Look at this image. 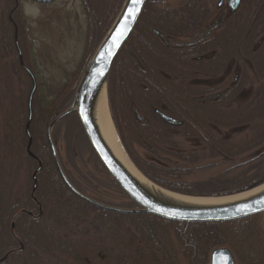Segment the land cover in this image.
<instances>
[{"label":"rangeland","instance_id":"374dc122","mask_svg":"<svg viewBox=\"0 0 264 264\" xmlns=\"http://www.w3.org/2000/svg\"><path fill=\"white\" fill-rule=\"evenodd\" d=\"M90 1L93 7L90 13L97 12L99 16L97 28L92 27L81 0H52L47 4L21 0L20 9L13 17L20 26L24 46L28 48L32 43L25 63L38 81L30 127L31 152L36 157L53 159L54 164L51 169L43 162L36 193L44 205L43 217L36 210V222L22 215L25 210L35 209L31 199L32 173L38 169V163L28 154L26 134L32 83L20 66L14 40L4 45L5 38L0 32V259L12 253L4 264H31L32 254L38 264L44 261L47 264H169L167 250L174 264H210L211 253L216 248L192 263L187 254H183L174 227H161L145 218L97 211L81 202L58 176L54 158L50 156L48 127L70 108L85 67L125 2ZM150 1L153 8L148 14L162 10L184 15L186 6L195 0ZM220 1L196 0L199 12L195 11L196 18L204 20L199 31L215 25L216 34L220 33L219 26L224 22L218 18L227 13L230 0H226L223 9L219 8ZM12 7L11 1L0 0V26ZM231 12L234 15L229 20L228 30L237 35L235 25L240 23L246 30L238 42L225 49L222 47L218 55L200 63L204 68L198 72L207 71L210 65L216 75H196L189 67L191 64L178 62L168 63L166 70L155 66V78L172 89L184 90H178L184 101H177L175 106L169 103L168 114L182 120L188 129L182 131L180 127L172 131L154 123L155 109L161 108L150 106L143 93L136 89L133 90L135 98L129 99L125 111L120 107V93L111 99L116 89L111 87L109 91L111 116L123 149L132 165L150 181L146 173L157 177V182L185 185L193 192L222 194L239 190L264 173V118L259 109L261 103L264 105V0H242L238 10L233 13L231 9ZM139 24L146 28L144 23L139 21ZM182 31L191 33V30ZM134 33L137 39L141 37L140 30ZM188 38L176 39L180 43L189 42ZM217 45V39H212L197 53H208ZM138 51L139 57L153 66L154 54L148 52L144 57L145 47ZM130 57L135 59L136 54L133 52ZM190 74L192 76L188 77ZM235 84L239 87L235 88ZM228 89L235 92L220 95ZM198 99L199 103L206 104L199 110ZM218 99L221 101H216ZM139 115L152 120L148 123L150 129L139 127ZM148 134L157 139H151ZM52 140L64 173L82 194L113 207L136 208L102 166L76 115L56 125ZM247 161L248 164L241 166ZM152 226L158 230L156 238L162 239L165 249L158 250L149 244L145 229ZM215 232L223 241L218 248H228L236 264H262L264 214L227 223ZM71 253L78 259L71 257Z\"/></svg>","mask_w":264,"mask_h":264},{"label":"water","instance_id":"95a60500","mask_svg":"<svg viewBox=\"0 0 264 264\" xmlns=\"http://www.w3.org/2000/svg\"><path fill=\"white\" fill-rule=\"evenodd\" d=\"M148 0H144L140 14L135 23H129L130 31L125 33V38L118 46H114L117 33L122 30L124 17L131 7L129 0L124 5L107 32L105 38L96 49L89 63L85 67L83 75L76 89L70 108L57 116L49 125L47 140L52 151L55 165L64 182L71 191L84 202L107 212L124 215H145L173 223L182 224H223L252 218L264 214V183L245 192L226 196H187L181 193L170 191L143 176L129 161L123 146L119 140L109 107V79L112 67L135 32L136 27L144 13ZM223 4L221 1L220 5ZM233 12H236L240 0H230L229 3ZM19 54L20 63L26 74L32 81V90L28 99V121L26 134L29 138L28 154L39 162V167L34 173L35 188L37 187V176L41 173L43 164L32 152V136L30 127L33 121V102L38 90V83L33 72L23 62V54L18 40L15 42ZM106 98L107 107L112 125L117 135L118 145L122 154L118 153L110 143L103 131L101 121V104ZM77 115L84 130V133L98 159L102 163L113 181L121 191L136 205V209H123L109 206L95 201L79 193L66 178L58 153L52 140V132L56 125L71 115ZM163 119L173 121L171 118L162 116ZM141 175V177L139 176ZM251 209V211H248ZM15 228V227H14ZM9 254L0 259L3 263ZM210 264H236L232 252L225 247L215 249L210 256Z\"/></svg>","mask_w":264,"mask_h":264},{"label":"trees","instance_id":"16d2710c","mask_svg":"<svg viewBox=\"0 0 264 264\" xmlns=\"http://www.w3.org/2000/svg\"><path fill=\"white\" fill-rule=\"evenodd\" d=\"M8 1H11L13 3V7L10 10L8 16L6 18H4L5 20H3V22L1 23L0 32H2V35L5 38V40H4L5 44L4 45H10L8 43L11 40H14L13 43H14V47H15L16 40L19 41L20 48H21L22 53H23V60L25 61L27 58L28 52L31 51L32 43L30 42V46L28 48H26V46H24V44L21 41L22 34L20 32V26L17 24V22H15V20L13 18L14 14L17 13V11H19V9H20L21 0H8ZM81 1H83V7L86 9L89 19H91L90 23H91L92 27L97 28L98 23H99V16H98L97 12H95L94 14L90 13V10L92 12V8H93L91 5L92 2L90 0L89 1L88 0H81ZM196 6H197L196 0L190 2V4L186 6L187 8L185 9L184 15L175 13V11L169 13V12H164L162 10H158V11L153 10L152 15L150 13H149L150 14L149 15L148 12L151 11L153 6H152V2L150 0L147 2L145 12L143 13L141 20H140V23H144L146 28L144 26L140 27V24H139V26H137L136 32L140 30L141 31V37L139 39H137L136 38L137 36L135 33L131 36L128 43L126 44V47L120 53L119 57L115 61L113 68L111 70L109 91H111V87H114L116 89V90L113 89L115 92L114 94H112L110 92L111 93V99H112V97H114V95H118L120 93V96H119L120 103H121L120 107L124 109L122 111L126 110L125 107L128 104L129 99L131 101L132 98H135V96L133 94L134 89L138 90L141 94L143 93V98L145 97L146 102H149L148 104L150 106L160 107L161 105L167 104V100H166L167 95L164 96V95L159 94V90L161 88H166V84L163 83L161 79L155 78V76H156V74L154 72L155 66L156 67L159 66L161 68L163 67V69L166 70L167 64H168L164 60V59H166V57H167L168 61L173 60V61H178V62H185L190 57L197 56V50L194 52H187V53L183 52L182 53V52L172 51V49L165 48V47H163V49H161V47L158 45V42H156V40L153 38L154 36L151 35V33L149 32L147 26L151 27L153 29L164 31L168 34H176V33H181L182 30H189V29H191L192 26H195L199 23L198 19L196 18V15H195V11L199 14V12L196 10L197 9ZM154 11H155V13H154ZM93 12H94V9H93ZM251 16H253V15H251ZM115 18H114V20H115ZM112 25H113V22L106 29V32L109 30V28ZM235 26L238 29L237 30L238 34L236 35L235 33H231V30H230L229 34L226 36L228 39L227 40L228 44H230V45L231 44L233 45V44H235V42H238V39H240L243 36V34L246 30V28L243 27L242 23H240L239 25L236 24ZM9 28H11V29L9 30ZM11 31H12V33H11ZM105 33H104V35H105ZM21 43L23 44V47H22ZM140 47L147 48V53H144V57H147L148 52H150L151 54H154L155 58L152 60L153 66L150 63H148L147 60H144V58L142 59L141 57H139L138 48H140ZM15 49H16V47H15ZM127 49H128V53H127ZM129 52H131V54L133 52L136 54L135 59H134V57L133 58L130 57L131 54H129ZM17 56H18V54H17ZM155 71H156V69H155ZM172 97L175 98L174 96H172ZM216 101H219V99ZM211 102L214 103V100ZM135 104H136V101H135L134 105ZM205 105H206L205 103H199L197 106V110H199L200 107H204ZM259 109H261L260 116L262 118H264V105H263V103H261L259 105ZM137 119H138V117H137ZM254 128H256V125L254 126ZM50 156H52V153L50 154ZM258 157H260V156H258ZM38 158L40 160H42L43 166H44L43 162H45L46 163L45 167H48L51 169L54 168V164L52 161L53 159L50 160V159L44 158L42 156H38ZM48 160H49V163H48ZM248 162L249 161H247L246 163H244L241 166L248 164ZM238 167H240V166H238ZM146 175L152 181L156 182L157 184L161 185L162 187H164L170 191L177 192V193L185 192V194L191 193L190 195H193V196H207V197L238 194L241 192L251 190V189H253V188L264 183V173H263V174L259 175L258 177L252 179L251 182L248 181V183H246V185L239 190L227 192V193L224 192L222 194H216V193L215 194H201L198 192L191 191V188L188 186H185V185L179 186V184H171L168 182H162V183L157 182V177H155L152 173H146ZM81 202H83V201L81 200ZM83 203H85V202H83ZM85 204L89 207L95 208L97 211H101V212L105 213V211L97 209L96 207H94L88 203H85ZM117 215H121V214H117ZM121 216H124L127 218L137 217V218H140L141 220H144L142 218H145L146 221L150 220V221H155V222L159 223L161 225V227H169V226L174 227L175 232H176V237H177V240L182 247L183 254L186 253L187 254L186 257L188 259H190L192 261V263H194L195 260L199 259L198 257H200V256L201 257L208 256L212 249L218 248L219 246H221V244H223V241L217 236L218 234L215 231L220 226L227 224V223H223V224H216V223L182 224V223H173V222H169V221L158 219V218H155L152 216H145V215H121ZM242 221H244V220L236 221V222H242ZM149 224H151V223H149ZM156 230L157 229H154V227L152 226L151 228H149V227L146 228L145 232L147 233L148 238H150L149 244H153L154 247L156 246V248L158 250H160L161 248H164V243L161 242L162 239L160 241L158 238H156V232L158 231V230L157 231ZM17 232H18L17 228L15 227V233L17 234ZM150 234L152 235V237L150 236ZM25 240H27V239H25ZM11 247H13V246H11ZM10 251H13V250L10 249ZM169 253H170L169 251H167V250L165 251L166 260H169V264H174L175 261L172 259V257L170 259L171 255ZM11 255H12V253L9 254L8 258L4 262L9 260L12 257ZM32 255H30L31 261H32L31 264H38V261H34V256H32ZM70 255H71V257L78 259V256L76 254L74 255L73 253H71ZM36 259H38V258L36 257ZM4 262H3V264H4ZM44 262H45L44 264H47L46 261H44Z\"/></svg>","mask_w":264,"mask_h":264},{"label":"flooded vegetation","instance_id":"af4514ba","mask_svg":"<svg viewBox=\"0 0 264 264\" xmlns=\"http://www.w3.org/2000/svg\"><path fill=\"white\" fill-rule=\"evenodd\" d=\"M34 1H36L37 3H43V2H45V0H34ZM221 1H223V4L222 5H220ZM221 1L219 3V8H222L223 9V8H225L226 0H221ZM241 2H242V0H240V4H241ZM229 3H230V1L227 3V6H226L227 7V13H223L218 18V21L223 20V22H224L223 24H225L226 21H228V23L226 25H223L222 24V25L219 26L221 30L219 31L220 33L218 35L216 34V31H215V25H213V26L211 25L206 30L204 29L205 31L204 30L199 31V27L201 28L203 26V21H204L203 19L198 20L199 23L197 25H195V26H192L191 29L186 30L188 32L191 30V33L190 34H185L187 32H184V31H182L181 33H176V34H168V33L164 32V31H160V30H157V29H153V28L147 26L149 32L151 33V35L154 36L153 38L156 40V42H158V44L160 46H163L165 48L172 49V51H175V52H182V53L184 52V53H187V52H194L196 50L198 52L203 47H205L206 42L212 41V39L213 40L214 39H217V42H218L217 47H212V49H210L208 51V53H207V51H204V52H201V53H197V56L190 57L185 62H178V61H173V60L168 61L166 56H165L166 59H164V60L167 63H170V62L183 63L186 66H189V64H191L192 66H189V67H191L193 69V71L197 72L196 75H200V74L201 75H207V76H214V75H216L217 73L215 71V68H211L210 65H209L207 71L198 72V70L204 68V66H200V63L207 62L208 60H210V59H208V57H210V56H216V55H218L219 54L218 52H219V50L222 49V47L225 49L226 46H230V44H228V41H227L228 39H227L226 36L229 34V30H228V27L230 26V23H229L230 21L229 20L233 17L232 15H234V14H232V12H231V7H230ZM180 36H185V37L186 36H189V38H188L189 39V42H183L182 41V42L179 43L176 38L177 37H180ZM222 37L224 38V41L221 40ZM175 40H176V42L173 43V41H175ZM225 43H227V44H225ZM209 53H210V55H208ZM191 76L192 75L190 74L188 77H191ZM242 85H243V83L240 84V87ZM235 86H236L235 88H238L239 87L236 84H235ZM178 90H183V89H180V88H174V89H172V88H170V86H167L166 85V88H161L159 90V94L160 95H164V96L167 95V97H166L167 104L166 105H161L160 106L161 109H155V115L157 116V118L155 120H153V121H154V123L160 124L159 126H161L163 129L166 128V129H170L172 131H177V129H181L182 127L184 128V126H186V127L184 129L182 128V131H184L185 129H188V125L185 124L182 120L177 119L174 116L168 114V111H169V103L172 104L173 106H175L176 103H177V101L180 102V103H182L184 101L183 96L179 94ZM233 91L235 92L234 89H232V90L228 89V90H226L225 92H223L220 95H223V94H226L227 95V94L232 93ZM172 96H174L175 98H173ZM199 102H200V99H198L196 101V105L199 104ZM192 107H194V104H193ZM162 116L169 117V118L173 119V121L165 120V119H163ZM138 121H139V127H141V128L142 127L143 128H149V129L151 128L150 127V124H148V123L149 122H152V120H147V119H145V117H141L139 115L138 116ZM163 129L160 128L159 131L161 133H163ZM148 135H149V137L151 139H157V137L155 135H152V134H148ZM162 137H164L165 140H167V137L166 136H162ZM160 140L162 141L161 137H160ZM40 174H38V176H37V187L35 188V182L33 180L34 173H32V184H33V186H32V197H31V199H32V202L34 203L35 209L34 210L33 209L25 210V213L22 214L23 216L30 218L29 220L35 221V222L38 221L37 218L34 215V212L36 210H38V212H40V217H43V207H44V205L36 197V193H38V190H39L38 182H39V175ZM58 176H59L60 180H62V182L67 186V184L64 182V180H63V178H62V176L60 175L59 172H58ZM65 176L69 180V182L72 184V186L79 193H81L76 188V186L71 182V180H70L69 176L66 174V172H65ZM67 188H69V187L67 186ZM69 190L71 191L70 188H69ZM262 264H264V260H263Z\"/></svg>","mask_w":264,"mask_h":264},{"label":"bare ground","instance_id":"6f19581e","mask_svg":"<svg viewBox=\"0 0 264 264\" xmlns=\"http://www.w3.org/2000/svg\"><path fill=\"white\" fill-rule=\"evenodd\" d=\"M101 121H102V125H103V131H104L106 137L109 139V141L113 145V147H115L117 152L122 154L124 161L125 160L127 161V159L125 158V155L120 150V146L118 145L119 142L117 140V135H116V132H115L114 127L112 125V121L110 119V116H109L106 98L103 99V102L101 104ZM127 163L130 165V163L128 161H127ZM139 177H141V175Z\"/></svg>","mask_w":264,"mask_h":264},{"label":"snow or ice","instance_id":"6c2138e0","mask_svg":"<svg viewBox=\"0 0 264 264\" xmlns=\"http://www.w3.org/2000/svg\"><path fill=\"white\" fill-rule=\"evenodd\" d=\"M131 7L128 9L127 15L123 18L124 23L121 26L122 30L117 33V38L115 40L114 46H118L122 42V39L125 38V33L130 31L128 28L129 23H135L136 18L140 14V9L144 3V0H129ZM251 211V209H248Z\"/></svg>","mask_w":264,"mask_h":264}]
</instances>
